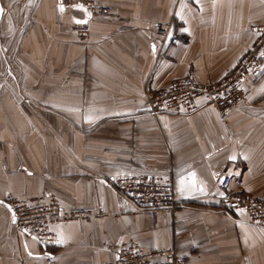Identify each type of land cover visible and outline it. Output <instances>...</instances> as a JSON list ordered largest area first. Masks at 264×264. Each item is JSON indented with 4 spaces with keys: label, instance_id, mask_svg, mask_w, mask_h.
<instances>
[{
    "label": "crops",
    "instance_id": "obj_1",
    "mask_svg": "<svg viewBox=\"0 0 264 264\" xmlns=\"http://www.w3.org/2000/svg\"><path fill=\"white\" fill-rule=\"evenodd\" d=\"M114 17L60 0H0V264H112L115 246L172 248L186 264H264V226L225 210L217 179L264 199V55L250 95L221 119L148 113L147 86L220 79L264 23V0H97ZM61 7L63 10L61 11ZM89 21L86 42L71 24ZM170 22L163 47L155 22ZM171 180L176 211L155 222L117 191L118 176ZM183 180V184L181 181ZM45 193L102 218L61 221L42 243L14 229L6 195ZM58 241H61L58 243Z\"/></svg>",
    "mask_w": 264,
    "mask_h": 264
},
{
    "label": "built area",
    "instance_id": "obj_2",
    "mask_svg": "<svg viewBox=\"0 0 264 264\" xmlns=\"http://www.w3.org/2000/svg\"><path fill=\"white\" fill-rule=\"evenodd\" d=\"M63 6L83 5L90 16L114 17L109 4L97 0H60ZM71 24L79 42H86L90 30L89 21ZM171 28L170 22L156 21L155 30L158 43L163 47ZM253 34L251 45L241 54L233 67L220 79L204 83L192 74L172 79L164 86L144 92V104L148 113L161 112L190 114L204 105H212L221 119H226L230 111L245 102L250 95L248 76L257 72L264 53V23L248 26ZM230 176L223 174L217 179V195L225 210H238L248 216L252 224L264 226V199L229 187ZM118 192L135 203L138 213H144L155 222L157 215L177 210L179 204L174 197L171 180L158 179L147 174L118 176L113 179ZM12 215L14 229L31 235L39 242L48 241L52 226L61 221L87 220L108 215L100 208L74 206L61 208L58 200L45 193L26 196L6 195L3 199ZM116 260L112 264H186V256L172 248L145 250L136 242L120 243L115 246ZM40 264H59L50 254H46Z\"/></svg>",
    "mask_w": 264,
    "mask_h": 264
},
{
    "label": "snow or ice",
    "instance_id": "obj_3",
    "mask_svg": "<svg viewBox=\"0 0 264 264\" xmlns=\"http://www.w3.org/2000/svg\"><path fill=\"white\" fill-rule=\"evenodd\" d=\"M76 7H79L81 8L82 10H85L86 9H83V5H77ZM63 10V8L61 7V11ZM0 12H2V9H0ZM77 23H85L86 21H76ZM261 55H264V53H261ZM181 183L183 184V180L181 181ZM61 242V241H58V243Z\"/></svg>",
    "mask_w": 264,
    "mask_h": 264
},
{
    "label": "water",
    "instance_id": "obj_4",
    "mask_svg": "<svg viewBox=\"0 0 264 264\" xmlns=\"http://www.w3.org/2000/svg\"><path fill=\"white\" fill-rule=\"evenodd\" d=\"M0 9H2V7H1V3H0ZM1 14H2V12H0V18H1Z\"/></svg>",
    "mask_w": 264,
    "mask_h": 264
}]
</instances>
